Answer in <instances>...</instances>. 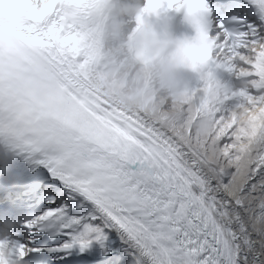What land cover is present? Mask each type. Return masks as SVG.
I'll return each instance as SVG.
<instances>
[{
  "label": "snow or ice",
  "instance_id": "obj_1",
  "mask_svg": "<svg viewBox=\"0 0 264 264\" xmlns=\"http://www.w3.org/2000/svg\"><path fill=\"white\" fill-rule=\"evenodd\" d=\"M195 4L169 98L111 0H0V264H264V0Z\"/></svg>",
  "mask_w": 264,
  "mask_h": 264
},
{
  "label": "clouds",
  "instance_id": "obj_2",
  "mask_svg": "<svg viewBox=\"0 0 264 264\" xmlns=\"http://www.w3.org/2000/svg\"><path fill=\"white\" fill-rule=\"evenodd\" d=\"M148 8V0L143 7L121 0L117 8L118 16H130L134 27L125 31L129 21L114 19L108 28V42L117 51H124L132 59L138 75L148 76L157 84V94L165 93L169 98L179 95L190 85V75L198 72L200 48L193 38L173 36L166 27L159 31L151 23L158 17L165 5L168 10H183L192 20L191 11L195 0H153ZM147 9V10H146Z\"/></svg>",
  "mask_w": 264,
  "mask_h": 264
},
{
  "label": "bare ground",
  "instance_id": "obj_3",
  "mask_svg": "<svg viewBox=\"0 0 264 264\" xmlns=\"http://www.w3.org/2000/svg\"><path fill=\"white\" fill-rule=\"evenodd\" d=\"M117 9H115L114 7H111L110 8V13H109V23H111L114 19L117 18ZM190 79V85L189 86H192L193 84H195L197 82V75L196 74H192L190 75L189 77Z\"/></svg>",
  "mask_w": 264,
  "mask_h": 264
}]
</instances>
